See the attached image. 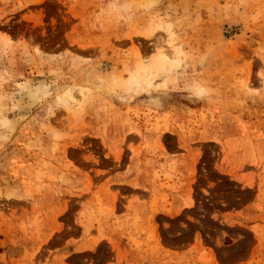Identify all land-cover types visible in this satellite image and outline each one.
Here are the masks:
<instances>
[{
  "label": "rangeland",
  "instance_id": "obj_1",
  "mask_svg": "<svg viewBox=\"0 0 264 264\" xmlns=\"http://www.w3.org/2000/svg\"><path fill=\"white\" fill-rule=\"evenodd\" d=\"M0 264H264V0H0Z\"/></svg>",
  "mask_w": 264,
  "mask_h": 264
},
{
  "label": "bare ground",
  "instance_id": "obj_2",
  "mask_svg": "<svg viewBox=\"0 0 264 264\" xmlns=\"http://www.w3.org/2000/svg\"><path fill=\"white\" fill-rule=\"evenodd\" d=\"M38 88H39V87H36V88L34 89V91H35V92H34V93H32V94H34V95H35V94L37 93V91H38ZM28 91H30V92H31V90H28Z\"/></svg>",
  "mask_w": 264,
  "mask_h": 264
}]
</instances>
